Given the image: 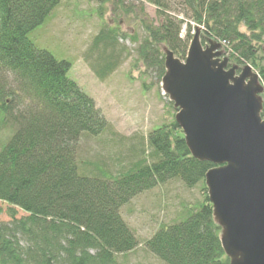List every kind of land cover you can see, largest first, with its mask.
I'll list each match as a JSON object with an SVG mask.
<instances>
[{
  "label": "trees",
  "instance_id": "1",
  "mask_svg": "<svg viewBox=\"0 0 264 264\" xmlns=\"http://www.w3.org/2000/svg\"><path fill=\"white\" fill-rule=\"evenodd\" d=\"M106 1L127 13L137 7L99 0ZM146 1L156 7L157 22L148 20L140 4L145 35L136 50L159 78L165 71L161 47L183 59L197 25L202 42H224L228 60L251 65L264 85V0ZM58 3L0 0V125L12 128L0 142V200L27 213H11L8 223L0 222V264H125L117 254L138 241L119 207L171 179L187 187L200 183L203 198L186 206L180 219L160 226L145 240L146 249L166 264H229L204 183L213 164L191 156L174 119L147 132L151 162L140 159L115 175L80 170V135L103 133L108 121L69 77L71 63L38 48L27 34ZM116 30L99 29L86 55L100 79L120 64Z\"/></svg>",
  "mask_w": 264,
  "mask_h": 264
},
{
  "label": "rangeland",
  "instance_id": "2",
  "mask_svg": "<svg viewBox=\"0 0 264 264\" xmlns=\"http://www.w3.org/2000/svg\"><path fill=\"white\" fill-rule=\"evenodd\" d=\"M58 1L45 20L27 34L38 48L71 63L69 77L91 95L108 121L103 133L80 135L76 146L80 170L115 175L140 159L151 162L154 159L147 154L150 152L147 132L174 119L176 112L162 90L161 78L143 63L136 50L145 35L139 19L145 16L139 6L143 5L146 17L153 23L157 22L156 7L146 0H126V5H137L133 12L127 13L123 5L116 6L112 1ZM108 25L121 35L118 40L121 60L109 75L100 79L93 73L86 55L99 29ZM182 26L184 35L186 26ZM200 38L202 42V32ZM11 132L12 128L0 125V142ZM201 192L200 183L187 187L179 179H171L132 196L119 208L138 244L127 253L117 254V260L125 264H166L149 252L144 242L160 226L180 219L186 206L202 200ZM11 213L16 218L27 215L21 208L0 200V222L8 223Z\"/></svg>",
  "mask_w": 264,
  "mask_h": 264
},
{
  "label": "water",
  "instance_id": "3",
  "mask_svg": "<svg viewBox=\"0 0 264 264\" xmlns=\"http://www.w3.org/2000/svg\"><path fill=\"white\" fill-rule=\"evenodd\" d=\"M195 26L183 59L164 47L161 87L204 175L229 264H264V85L248 63L229 65L222 43Z\"/></svg>",
  "mask_w": 264,
  "mask_h": 264
},
{
  "label": "built area",
  "instance_id": "4",
  "mask_svg": "<svg viewBox=\"0 0 264 264\" xmlns=\"http://www.w3.org/2000/svg\"><path fill=\"white\" fill-rule=\"evenodd\" d=\"M262 117H263V119H264V114H263V116H262Z\"/></svg>",
  "mask_w": 264,
  "mask_h": 264
}]
</instances>
